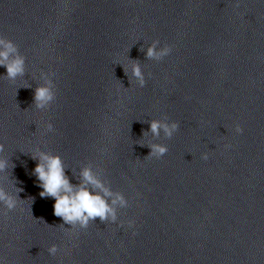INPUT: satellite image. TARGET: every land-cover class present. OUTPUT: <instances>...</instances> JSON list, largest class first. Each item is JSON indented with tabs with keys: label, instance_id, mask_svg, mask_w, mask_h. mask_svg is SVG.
<instances>
[{
	"label": "clouds",
	"instance_id": "obj_1",
	"mask_svg": "<svg viewBox=\"0 0 264 264\" xmlns=\"http://www.w3.org/2000/svg\"><path fill=\"white\" fill-rule=\"evenodd\" d=\"M159 40H155L152 45L147 48L146 56L148 59L160 61L172 51L171 46L165 44L163 47H157ZM143 51V49H141ZM25 57L20 54L17 45L3 36H0V66L6 69L5 78L11 82H15L17 77L25 75ZM125 75H128L125 70ZM131 76L136 80L140 87L146 84L144 72L139 62H133L131 67ZM56 99L55 85L52 79H46L45 84L39 85L34 90L33 104L36 109L44 110L51 106ZM48 131H53V124L46 125ZM179 123H169L165 120L150 121L149 131L153 136L159 137L161 132L167 138H171L178 131ZM236 132L242 133L243 129L239 124L236 125ZM147 135V133H144ZM141 147L147 146L150 149L147 157L157 159L164 156L168 148L166 145L159 143H150L148 145L140 144ZM225 147H231L226 145ZM4 152V144L0 143V153ZM32 159L36 160V166L33 175L38 181V186L42 189L39 195L42 198L51 197L55 203L53 205L54 215L62 218L65 224H79L81 228L86 229L90 221L99 218L100 222L117 221L116 208L128 207V200L120 193H113L109 188L105 187L103 182L99 180L88 167L81 170L80 182L73 185L65 173L63 162L59 155L38 152L32 155ZM202 159L207 160L208 154L204 153ZM8 169V161L0 158V172ZM91 185V188L89 187ZM15 187V186H14ZM16 194L12 195L0 186V204L4 206V215L14 210L18 203L19 193L22 188L15 187ZM114 196V198H112ZM111 198V199H109ZM134 221L129 220L128 225L132 227ZM135 234V233H134ZM58 251L57 245L53 244L48 248L51 255H55Z\"/></svg>",
	"mask_w": 264,
	"mask_h": 264
}]
</instances>
